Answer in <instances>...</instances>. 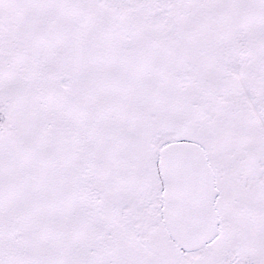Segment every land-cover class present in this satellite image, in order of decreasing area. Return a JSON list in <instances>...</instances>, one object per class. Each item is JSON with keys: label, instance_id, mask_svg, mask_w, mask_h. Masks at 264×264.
Masks as SVG:
<instances>
[{"label": "snow or ice", "instance_id": "obj_1", "mask_svg": "<svg viewBox=\"0 0 264 264\" xmlns=\"http://www.w3.org/2000/svg\"><path fill=\"white\" fill-rule=\"evenodd\" d=\"M0 264H264V0H0Z\"/></svg>", "mask_w": 264, "mask_h": 264}]
</instances>
